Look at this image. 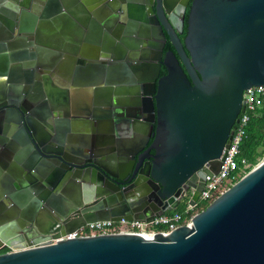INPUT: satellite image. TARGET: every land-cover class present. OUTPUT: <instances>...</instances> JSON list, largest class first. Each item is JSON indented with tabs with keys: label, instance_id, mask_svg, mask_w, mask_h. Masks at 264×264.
Masks as SVG:
<instances>
[{
	"label": "water",
	"instance_id": "1",
	"mask_svg": "<svg viewBox=\"0 0 264 264\" xmlns=\"http://www.w3.org/2000/svg\"><path fill=\"white\" fill-rule=\"evenodd\" d=\"M93 1L100 2L92 10L98 27L109 16L114 33L110 43L98 35L88 60L76 45L44 43L47 16L30 12V0H0V13L13 12L0 15L13 31L0 34V59L10 57L9 42L18 36L13 56L29 61L23 63L28 78L11 85L10 96L0 95V246L14 249L0 253V264H264V159L193 213L191 226L168 235L104 234L37 245L89 222H149L176 210L191 191L195 203L206 175L220 170L245 111V89L264 84V0H188L184 42L185 7L178 6L184 11L178 22L168 0H129L127 14L125 0ZM168 40L174 49L164 52ZM46 51L81 65L82 74L65 76L66 94L72 87L96 93L77 111L84 132H66L58 145L43 138L39 120L68 124L70 103L66 97L60 118L51 98L37 97L39 80L51 86L57 72L42 64ZM135 77L140 89L132 96ZM96 123H109L117 136L111 162L90 145L92 133L97 146L104 142L99 127L91 130Z\"/></svg>",
	"mask_w": 264,
	"mask_h": 264
},
{
	"label": "crops",
	"instance_id": "2",
	"mask_svg": "<svg viewBox=\"0 0 264 264\" xmlns=\"http://www.w3.org/2000/svg\"><path fill=\"white\" fill-rule=\"evenodd\" d=\"M4 2L10 3L11 5L17 4L19 2H23L24 0H3ZM2 2V1H1ZM31 7L34 6V10H30V12H34L36 14H42L45 16H51L50 12L53 11L52 7L55 5L63 9V11L59 12L60 19L53 20L50 25H46L43 30V39L44 43L49 44L51 46H55L56 44L60 45V43L68 42L71 43L72 47H67L68 50H72L74 45L83 50L84 54H86V58L89 60L94 55V44L93 42L97 39L104 40V37L108 36L106 39V43H110L109 38L114 33V27L110 23L109 16H103L104 22H99L101 25V29L98 27L96 22V17L93 15L92 10L98 9L100 7V2H95L93 0H30ZM20 4V3H19ZM55 4V5H53ZM67 4V6H66ZM30 5V4H29ZM76 6V7H74ZM1 8V3H0ZM77 8V9H76ZM6 13H0L2 18H10L9 14L13 13L12 10L9 8L6 9ZM9 13V14H8ZM53 16L55 14L52 13ZM107 15V14H106ZM56 16V17H58ZM0 17V34L3 36H8L9 34H13L10 26ZM52 17V16H51ZM100 38L98 35H100ZM45 37L48 38L45 40ZM51 37V38H50ZM20 38L16 37V40H12L9 43L11 44L10 50H8L10 57L8 59H0V95L3 92H6L8 96H10V92L12 90L13 84L16 82H20L24 78H28L26 71L28 70L27 67L23 65V63H29L28 60H20L13 56V52L20 49L21 41ZM49 39H54L56 43L49 42ZM25 41L28 42L27 37H25ZM16 42V45L14 44ZM60 42V43H58ZM105 43V44H106ZM63 45V44H62ZM122 45V44H121ZM58 47V46H57ZM60 47V46H59ZM64 48H66L63 45ZM111 47V45L109 46ZM108 47V48H109ZM11 52V54H10ZM12 55V56H11ZM71 55V54H69ZM42 64L46 67L54 66L57 72L50 76V83L46 79H40L39 84L40 87L38 89V98H51L53 100V104L57 105V113L61 117L65 115V99L66 97L69 99V112L71 113V122L68 124L64 122H46L45 120H39L41 123V129L43 133V138H48L47 141L49 144L58 145L63 138L66 139V132L79 134L84 132L85 125L79 121L78 112H81L83 109L82 107L87 106V104L92 102V99L95 98V90L91 87V91L83 88H71L69 92L66 94L65 91V76L67 74H73L75 77L77 76L78 72L81 73V65L80 63H74L72 58L69 56H57L50 51L44 52L42 56ZM27 66V65H26ZM86 67V66H85ZM27 69V70H26ZM4 72L7 73L4 74ZM71 72V73H70ZM89 72V71H87ZM94 72V71H92ZM3 74V75H2ZM96 74L92 77L94 80ZM84 80H90V73H84V77L81 76ZM74 80V77H73ZM103 93V91H101ZM104 97H109V91H104ZM84 100L85 103H82ZM82 101V102H81ZM63 106V107H62ZM77 114V115H76ZM101 129V133L105 135L103 138L104 142L102 144H98L97 146V137L95 133L91 134V147L92 149H99L98 154L102 157V160H106L107 162H111L108 159L109 154L112 150L115 151L119 147V143L116 141L117 136L115 133L113 134L111 130V125L109 123H105L102 125L92 124L91 130L97 128ZM49 133L47 137V134ZM141 137V133H140ZM65 141V140H63ZM67 143V141H65ZM79 143V142H78ZM77 144V143H75Z\"/></svg>",
	"mask_w": 264,
	"mask_h": 264
},
{
	"label": "built area",
	"instance_id": "3",
	"mask_svg": "<svg viewBox=\"0 0 264 264\" xmlns=\"http://www.w3.org/2000/svg\"><path fill=\"white\" fill-rule=\"evenodd\" d=\"M243 103L245 105V111L240 114L236 127L233 129L229 147L224 150L221 156L222 162L220 170L218 173L206 175L204 189L201 191L195 203L190 202L194 193L191 191L186 193L181 201V204L184 205L182 211L175 210L167 212L155 217L149 222L137 219L126 220L124 218L118 221L101 220L89 222L57 238L48 236L37 245L68 242L79 237L104 234H138L145 239H153L159 232L168 235L171 230L180 225L191 226L192 217L194 216L193 213H197L202 207L211 203L256 166V164L250 163L239 154L241 143L246 136V128L250 116L256 113L264 103V84L252 85L245 89ZM12 251L14 249L10 246H0V253Z\"/></svg>",
	"mask_w": 264,
	"mask_h": 264
},
{
	"label": "trees",
	"instance_id": "4",
	"mask_svg": "<svg viewBox=\"0 0 264 264\" xmlns=\"http://www.w3.org/2000/svg\"><path fill=\"white\" fill-rule=\"evenodd\" d=\"M169 48H173L171 43L166 46V49ZM162 73H166V70H162ZM239 155L254 165L258 164L259 158L264 157V103L256 113L250 116L246 128V136L241 143ZM205 207L206 205L202 209ZM183 208L184 205L181 204L176 210L182 211Z\"/></svg>",
	"mask_w": 264,
	"mask_h": 264
},
{
	"label": "flooded vegetation",
	"instance_id": "5",
	"mask_svg": "<svg viewBox=\"0 0 264 264\" xmlns=\"http://www.w3.org/2000/svg\"><path fill=\"white\" fill-rule=\"evenodd\" d=\"M187 1L188 0H168V3L172 6V13L175 15V18L177 19L178 22L180 20H182L183 12H184V11L182 12L181 9H178V6H182L183 8L185 7V18H184L183 33L180 34V38L183 42H184L185 36L187 34L188 18H189V12H190V7H191V2H189V4L186 7ZM130 5H131V2L129 0H125V2L122 3V9L124 10L125 14H127L128 11L130 10ZM122 12L123 11H121L120 13H122ZM168 43H171V42L169 40L167 41L165 48H164V52H166L169 49H174V48L166 49V46ZM162 70H166V68L164 66L162 67L160 76L165 74V73H162ZM139 89H140V81L138 80V77H135L134 80H132L131 83H129L128 90H130V95L135 96L136 91H138ZM121 93H120V95L125 97L124 92H121ZM127 95H129V94H127ZM82 103H85L84 100ZM156 120H157L156 125L158 126L159 137L162 141L164 139L163 138L164 134L160 130L161 126H160V122H159L158 118Z\"/></svg>",
	"mask_w": 264,
	"mask_h": 264
},
{
	"label": "bare ground",
	"instance_id": "6",
	"mask_svg": "<svg viewBox=\"0 0 264 264\" xmlns=\"http://www.w3.org/2000/svg\"><path fill=\"white\" fill-rule=\"evenodd\" d=\"M64 1H65V0H64ZM53 5H55V4H53ZM66 6H67V4H66ZM67 7H68V6H67ZM74 7H76V6H74ZM52 9H54L53 11L51 10V12H50V14H51L52 17H51V16H50V17L47 16V19H46V18L44 19V21H43V25H42L43 27H42V28H44L46 25H50V24L53 22L52 19H53L54 17H55V19H53V20H59V19H60V16H61V15H60L59 12L63 11V9H61L60 7H58V6H56V5H55L54 7H52ZM76 9H77V8H76ZM52 13L55 14V16H53ZM58 15H60V16H58ZM56 16H58V17H56ZM42 28H41V29H42ZM42 32H43V30L41 31V36L43 37L44 35H43ZM41 36H40V37H41ZM50 38H51V37H50ZM47 39H48V38L45 37V40H47ZM48 41H49V42H52V43H53V42L56 43V41H55L54 39H49ZM58 43H60V42H58ZM62 44H63L65 47H66V46H67V47H72L71 43H68V42L60 43V45L56 44V46L63 47ZM67 47H66V48H67ZM74 47H75V45H74ZM68 49H69V48H68Z\"/></svg>",
	"mask_w": 264,
	"mask_h": 264
},
{
	"label": "rangeland",
	"instance_id": "7",
	"mask_svg": "<svg viewBox=\"0 0 264 264\" xmlns=\"http://www.w3.org/2000/svg\"><path fill=\"white\" fill-rule=\"evenodd\" d=\"M263 159H264V157L259 158V162L262 161ZM259 162H258V163H259ZM206 206H207V205H206Z\"/></svg>",
	"mask_w": 264,
	"mask_h": 264
}]
</instances>
